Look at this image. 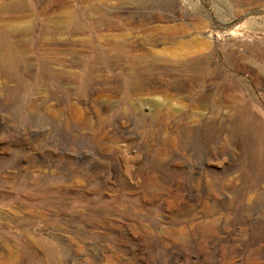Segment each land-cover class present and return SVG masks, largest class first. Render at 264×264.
Returning a JSON list of instances; mask_svg holds the SVG:
<instances>
[{
    "label": "rangeland",
    "instance_id": "rangeland-1",
    "mask_svg": "<svg viewBox=\"0 0 264 264\" xmlns=\"http://www.w3.org/2000/svg\"><path fill=\"white\" fill-rule=\"evenodd\" d=\"M8 3L0 264H264V6Z\"/></svg>",
    "mask_w": 264,
    "mask_h": 264
},
{
    "label": "bare ground",
    "instance_id": "bare-ground-1",
    "mask_svg": "<svg viewBox=\"0 0 264 264\" xmlns=\"http://www.w3.org/2000/svg\"><path fill=\"white\" fill-rule=\"evenodd\" d=\"M0 1L3 2V3H5V4H7L8 2H10V0H0ZM100 1L101 0H91V2H94L96 4L98 2H100ZM242 1L245 2V3L246 2H254L253 5L254 4H257V5H263L264 6V0H242ZM37 6H38L37 7L38 8L37 10L40 13L39 15H41L42 17L45 16V14H47V12H48L47 11L48 8H43L42 6H39V4H37ZM70 14H72V13H70ZM31 16H32V11H30L28 8H22V9L21 8L20 9L8 8V9H6V11L0 12V32L2 33V35L4 37H7V38L11 39V42L12 43L16 44L17 43V39H16V37L14 35L15 27L17 25H20L21 23H24L26 20L30 19ZM82 22H84V21L82 20ZM62 29H63V27H62ZM58 32L60 33L59 30H58ZM2 55L3 54L1 53L0 54V57Z\"/></svg>",
    "mask_w": 264,
    "mask_h": 264
}]
</instances>
